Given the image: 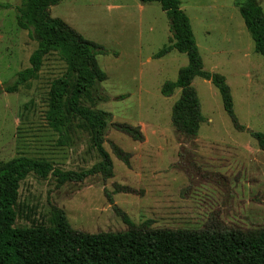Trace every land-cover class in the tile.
<instances>
[{
	"label": "rangeland",
	"instance_id": "rangeland-1",
	"mask_svg": "<svg viewBox=\"0 0 264 264\" xmlns=\"http://www.w3.org/2000/svg\"><path fill=\"white\" fill-rule=\"evenodd\" d=\"M180 1L205 71L226 78L244 132L235 129L219 91L201 78L193 82L205 119L198 137L186 139L173 127L181 92L165 98L162 89L177 81L189 61L176 51L154 59L173 37L159 3L65 0L51 9L52 18L107 52L97 60L108 77L102 84L108 102L97 109L110 113L112 123L140 127L144 142L107 130L104 148L113 163L107 182L95 175L56 189L53 177H28L20 189L17 227L51 226L58 208L73 229L90 234L127 231L117 210L136 225L151 221L153 228L202 229L215 216L230 228H264V149L252 137L264 135V58L245 26L242 0ZM261 5L264 10V0ZM21 7L22 0H0V162L28 157L62 172H88L102 161L91 135L76 124L70 145L61 148L46 120L51 84L66 71L57 56L45 61L36 81L14 94L5 90L30 68L37 49L19 28ZM112 144L130 155L129 165Z\"/></svg>",
	"mask_w": 264,
	"mask_h": 264
},
{
	"label": "trees",
	"instance_id": "trees-1",
	"mask_svg": "<svg viewBox=\"0 0 264 264\" xmlns=\"http://www.w3.org/2000/svg\"><path fill=\"white\" fill-rule=\"evenodd\" d=\"M65 0H22L18 25L37 43L30 57V68L5 87L9 94L36 81L45 61L57 56L66 66L62 77L52 82L46 120L59 135L58 146L70 145L72 131L88 132L102 161L92 170L76 174L62 172L46 160L28 157L0 162V264H264V228H230L219 217H213L202 229L153 228V222L134 224L117 210L127 226L122 233L90 234L73 229L66 213L53 208L51 226L17 227L20 189L28 177L41 180L53 177L56 189L66 184H79L86 178L101 175L105 182L113 177V163L106 152V132L113 128L136 143L144 142L140 127L112 123L110 113L97 109L108 102L102 84L108 80L98 63L107 52L87 41L61 19L51 16V9ZM142 4L159 3L166 13L171 33L170 46L155 57L160 60L174 51L186 55L189 64L180 70L176 82L163 86L162 95L171 98L180 91L172 111V125L189 140L198 137L205 119L196 78L211 82L219 91L223 107L235 129L244 132L234 111L232 91L220 74L205 71V66L189 17L180 0H140ZM240 12L255 44V52L264 58V10L261 0H242ZM264 149V135L252 133ZM116 156L129 165L130 155L112 144Z\"/></svg>",
	"mask_w": 264,
	"mask_h": 264
}]
</instances>
